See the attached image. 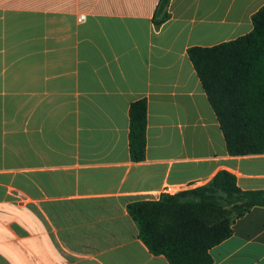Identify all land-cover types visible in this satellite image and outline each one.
I'll list each match as a JSON object with an SVG mask.
<instances>
[{
    "label": "crops",
    "instance_id": "0c3cea01",
    "mask_svg": "<svg viewBox=\"0 0 264 264\" xmlns=\"http://www.w3.org/2000/svg\"><path fill=\"white\" fill-rule=\"evenodd\" d=\"M0 0V264H170L131 202L220 171L264 190V154L232 156L189 58L253 29L264 0ZM148 104L146 159L129 108ZM213 264H264V206L233 217Z\"/></svg>",
    "mask_w": 264,
    "mask_h": 264
},
{
    "label": "trees",
    "instance_id": "16d2710c",
    "mask_svg": "<svg viewBox=\"0 0 264 264\" xmlns=\"http://www.w3.org/2000/svg\"><path fill=\"white\" fill-rule=\"evenodd\" d=\"M171 0H159L153 21L170 18ZM250 33L211 47L193 46L189 58L197 72L232 156L264 154V6L253 16ZM129 153L146 159L148 104L129 108ZM264 206V190H243L237 177L220 171L209 183L158 200L128 204L139 238L170 264H213L210 250L228 239L233 217Z\"/></svg>",
    "mask_w": 264,
    "mask_h": 264
},
{
    "label": "built area",
    "instance_id": "2783aa9c",
    "mask_svg": "<svg viewBox=\"0 0 264 264\" xmlns=\"http://www.w3.org/2000/svg\"><path fill=\"white\" fill-rule=\"evenodd\" d=\"M195 188V187H194ZM190 189V188H189ZM192 189V188H191ZM187 190V189H185ZM184 191V189H175L174 187H171V186H167L165 189H164V192L166 194H176V193H179V192H182Z\"/></svg>",
    "mask_w": 264,
    "mask_h": 264
}]
</instances>
